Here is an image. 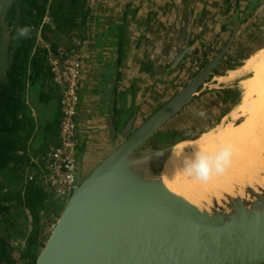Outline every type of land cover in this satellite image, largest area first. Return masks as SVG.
<instances>
[{
    "label": "water",
    "instance_id": "water-1",
    "mask_svg": "<svg viewBox=\"0 0 264 264\" xmlns=\"http://www.w3.org/2000/svg\"><path fill=\"white\" fill-rule=\"evenodd\" d=\"M251 9L238 12L228 39L194 77L137 127L132 116L119 133L109 119L114 101L110 75L105 119L110 148L87 170L77 147L80 76L75 183L34 264H264L262 187L246 183L242 196L222 193L216 200L213 195L206 209L168 189L160 174L176 144L209 129L180 134L166 125L235 51ZM94 39L112 46L111 57L119 49L114 34L97 28ZM153 141L158 149L145 147ZM253 152L264 159V149ZM258 176L264 177V168L253 174L255 182Z\"/></svg>",
    "mask_w": 264,
    "mask_h": 264
},
{
    "label": "trees",
    "instance_id": "trees-1",
    "mask_svg": "<svg viewBox=\"0 0 264 264\" xmlns=\"http://www.w3.org/2000/svg\"><path fill=\"white\" fill-rule=\"evenodd\" d=\"M6 3L0 26V264H34L44 244L43 220L48 221L65 203L55 202L42 183L41 156L58 144L60 119L49 60L66 57L76 48L73 37L86 34L90 8L88 0ZM93 20L100 30L101 18L98 23ZM22 28L28 29L26 37L19 36ZM122 28L119 23L103 32L116 35L118 52ZM33 109L39 110L37 119ZM16 236L23 245L12 244Z\"/></svg>",
    "mask_w": 264,
    "mask_h": 264
},
{
    "label": "crops",
    "instance_id": "crops-1",
    "mask_svg": "<svg viewBox=\"0 0 264 264\" xmlns=\"http://www.w3.org/2000/svg\"><path fill=\"white\" fill-rule=\"evenodd\" d=\"M231 1L88 0L90 13L87 19L86 34L81 32L73 37L74 46L81 52L82 61L80 102L76 120L78 124V158L81 159L84 170L94 165L110 148L105 124L106 107L109 99L107 97L108 78L110 75L114 73L112 113L116 99L115 92L117 91H115L117 86L115 77L119 73L124 87V91L121 90L117 93L119 109H123L129 94L135 95V100L138 99V104L142 103L143 106L138 110L139 114L135 117V122L139 123L148 114L151 94H142L143 88H141V92L136 94L134 91L130 93L132 85L136 89L139 80L145 81L143 87H149L151 93L152 91L153 93L159 92L162 86L165 89L167 80H170L171 83L180 72L183 74L185 70L176 68L175 71L168 74V68L165 69V67L171 62L178 50L184 47L189 38L197 36L198 45L216 42L218 46H221L233 29L238 12L252 8L249 10V17L234 42L233 49H237L248 36L250 37L248 42L250 47L264 46V44H260L258 47V42L264 41V0H236L237 3L233 7L230 6ZM128 3L130 9L124 17ZM94 17L96 23H98V18H101L100 30L102 32L106 30L107 26L115 28L119 23L128 26V37L124 43L125 51L121 66L118 67L117 65L119 49L111 57L110 49L112 46L101 45L92 39V34L94 37V30L97 29L93 23ZM110 33L114 34L113 32ZM84 36L86 37L82 40ZM189 57L191 56L188 55V59ZM234 57L232 54L229 56L231 59ZM145 59H149L147 65L144 64ZM149 64L153 65V71H151ZM238 79L240 82L241 78ZM127 104H129L128 101ZM55 107H57L56 104ZM50 110H53L52 107ZM38 113L39 110L37 112L33 109L35 119H37ZM111 117L112 114L109 116L110 123L116 133H119L124 126L120 120L123 121L126 117L123 115L118 118L115 124L112 123ZM41 121L38 120L37 122ZM116 125H119V130L116 129ZM35 146L39 147L40 144Z\"/></svg>",
    "mask_w": 264,
    "mask_h": 264
},
{
    "label": "bare ground",
    "instance_id": "bare-ground-1",
    "mask_svg": "<svg viewBox=\"0 0 264 264\" xmlns=\"http://www.w3.org/2000/svg\"><path fill=\"white\" fill-rule=\"evenodd\" d=\"M216 78L220 82L241 78V99L227 116L232 120L242 116L243 120L239 124H224L225 117L220 124L203 131L196 138L176 144L160 172L168 189L206 209H209L213 195L216 200L222 193L242 196L240 187L246 183H254V186L264 189V177L258 176L259 181L256 182L253 177L264 168L262 156L253 152L264 149V46L244 59L240 67L229 69ZM224 146L231 150L229 162L222 172L213 173L207 181L188 176L181 170V159L195 148L212 154ZM232 184L239 188H232Z\"/></svg>",
    "mask_w": 264,
    "mask_h": 264
},
{
    "label": "flooded vegetation",
    "instance_id": "flooded-vegetation-1",
    "mask_svg": "<svg viewBox=\"0 0 264 264\" xmlns=\"http://www.w3.org/2000/svg\"><path fill=\"white\" fill-rule=\"evenodd\" d=\"M232 1L230 3V6L233 7L236 5L237 1L236 0H232ZM126 8H127V10H126ZM126 8H125V10H126L125 16H126V13L130 9L129 3L127 4ZM127 27L128 26L126 24H123V28H122V31H123V33H122L123 42L122 43H123V45L121 46L122 47L121 52H119L118 56H117L118 67L121 66L122 56H123V53L125 51L124 43L128 37V31H127L128 28ZM231 32H232V30H231ZM197 39H198L197 36L196 37L193 36V37L189 38L186 41L184 47L180 48V50H178L177 54L173 57V59H171V62L168 65H166L165 69L168 68L170 74L172 73V71H175L176 68H179L180 70L181 69L182 70L185 69V70L183 71V74H180L181 73L180 72L179 75H177L171 83H170V80H167L165 83L166 84L165 89H164V86H162L159 92L153 93V91H152V93H151L149 91V87H143V84L145 81L141 82L139 80L137 81L136 89L134 88V85H132V89H131L132 92L130 91V93H133V91H134L136 94L138 92H141V88H143L142 94H144V93H145L144 95H146V94L150 95L151 94L150 95V104L151 105L149 107V111L147 112L148 114H146L145 117L142 119V121H140L139 123H137V121L136 122L134 121L135 127H137L140 123H142L151 113H153L155 110H157L160 106H162L164 103H166L180 88H182L192 77H194L198 73V71L223 46V44L221 46H218V43H216V42H208V43H202V44L198 45ZM188 55L191 56V57H189V59H188ZM225 60L228 63L235 61L233 59L231 61V58L225 59ZM148 61H149V59H147V60L145 59L144 64L147 65ZM143 62H144V60H143ZM149 65H150L151 71H153V65L152 64H149ZM220 66L218 67V69L216 71H214L213 73L210 74V76L203 82V84L194 93L192 101L188 105L184 106L181 109V111L178 112L166 126L173 127L180 134H183L184 132H186L189 129H192L194 131V133H197L198 127H199V122L191 123V125H188L187 127L183 128L182 130L176 129V127H177L176 123L181 124V122L184 121L183 117L190 112H191L190 114L192 117H194V116L197 117L198 115L196 113L198 111L204 112L205 116L203 117V119H204V121H206V123L209 122V120H210L209 118L211 117L209 114V111H211L212 106H210V104L207 102L205 103L203 101L204 98L207 96L209 98L210 97L216 98L219 100L220 103H223V102H226L230 93H232V90H234V89H230V88H232V85H230L229 82H226V83L220 82V81H218L217 78H215V76H219V75L224 74V72L220 71V69H219ZM171 68H173V69L170 70ZM115 80H116L115 82L117 85L115 91L116 90L117 91L115 92L116 93V96H115L116 99H115V102L113 104V113H112L111 121L113 124H115L117 122L116 120H118V118H121L123 115H125L126 118L123 121L120 120V123L123 122V124L125 125L126 122H128V120L132 116L136 117V115L139 114L138 110L140 108H143V106H142V103L138 104V99L135 100V95L131 96L129 94V97L126 99L124 106L122 107L123 109H119V99H118L117 93L120 92L121 90L124 91V87H123V84L121 83V77H120L119 73H117ZM169 94H172V95H170L168 97ZM127 101L129 102V104H127ZM144 104L147 105V103H145V102H144ZM202 104L204 106V109L200 107V105H202ZM194 114H196V115H194ZM116 129L119 130V125H116ZM145 147H151L153 149H158L159 145H158L157 141H153V142L146 144Z\"/></svg>",
    "mask_w": 264,
    "mask_h": 264
},
{
    "label": "built area",
    "instance_id": "built-area-1",
    "mask_svg": "<svg viewBox=\"0 0 264 264\" xmlns=\"http://www.w3.org/2000/svg\"><path fill=\"white\" fill-rule=\"evenodd\" d=\"M52 82L59 94L58 144L41 156L43 162L42 183L55 202L66 201L75 183L76 164V108L81 76V52L72 48L66 57L49 60ZM32 179V175H28ZM64 203V202H63Z\"/></svg>",
    "mask_w": 264,
    "mask_h": 264
},
{
    "label": "rangeland",
    "instance_id": "rangeland-1",
    "mask_svg": "<svg viewBox=\"0 0 264 264\" xmlns=\"http://www.w3.org/2000/svg\"><path fill=\"white\" fill-rule=\"evenodd\" d=\"M6 8H7L6 0H0V26L2 24H4V14H5ZM5 33H7V32H5ZM244 40H245V42L243 41L244 43L242 42L241 45H239V47L237 49H235V51L232 53V55L235 56L233 58V60H235V61L228 63L225 60V62H223V64L220 66L219 69H220V71L224 72V74H226L227 70L235 69L236 67H239L240 65H242V63H243L245 58H247L254 51L260 49L261 48V47H259L260 44L261 45L264 44V41H262V42L259 41L258 42V47L259 48H256V47L252 48V47H250L248 45L250 37L248 36ZM229 83H230V85H232V88H230V89H234V90H232V93H230V95H229L228 99L226 100V102L220 103L218 99L211 98V97L209 98L208 96L204 98L203 101L205 103L206 102L209 103L210 106H212L211 111H209V114L211 116L209 118L210 119L209 122L206 123V121H204L203 117L205 115L203 117H201L199 115L196 117V116H194L196 114H194L193 115L194 117H192L191 114H190L191 112H190V113L186 114L183 117L184 121L181 122V124L180 123H176L177 124L176 129L182 130L183 128L187 127L188 125H191V123H194V122L195 123L199 122L198 130H204L205 129L204 127L211 129L214 126L220 124L225 117L226 118L224 120V124H227L229 122L230 123L232 122L233 124H239L243 120L242 116L241 117L238 116L236 119L232 120V118L227 116V114L230 112V110H233L235 108V106L239 103V101L241 99L242 88H241V85L239 83V79L238 78L234 79L233 81H231ZM170 95H172V94H169L168 97ZM200 107L204 109L203 104L200 105ZM209 129H206V131L209 130ZM186 151L189 152L188 150H186ZM61 202H65V201H61ZM61 209L58 208L56 210V212L54 211L53 216L48 221L43 220L45 222V225L43 226L44 227V230H43L44 241H45L46 237L48 236V234L50 232V229L52 228L53 224L55 223V220L58 217ZM16 237L17 238L15 240H13L12 244L15 247L23 245L24 241L21 238H19L18 236H16Z\"/></svg>",
    "mask_w": 264,
    "mask_h": 264
},
{
    "label": "clouds",
    "instance_id": "clouds-1",
    "mask_svg": "<svg viewBox=\"0 0 264 264\" xmlns=\"http://www.w3.org/2000/svg\"><path fill=\"white\" fill-rule=\"evenodd\" d=\"M28 29H19V36L26 37ZM197 115L203 117L204 112L198 111ZM162 153H157L160 155ZM231 150L224 146L215 153L209 154L199 148H195L192 153L181 159V170L188 176H192L203 181H207L213 173H220L229 162Z\"/></svg>",
    "mask_w": 264,
    "mask_h": 264
}]
</instances>
